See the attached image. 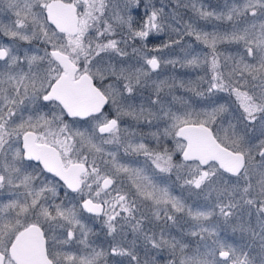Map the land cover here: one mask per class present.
<instances>
[{
  "label": "snow or ice",
  "instance_id": "1",
  "mask_svg": "<svg viewBox=\"0 0 264 264\" xmlns=\"http://www.w3.org/2000/svg\"><path fill=\"white\" fill-rule=\"evenodd\" d=\"M0 264H264V0H0Z\"/></svg>",
  "mask_w": 264,
  "mask_h": 264
},
{
  "label": "rangeland",
  "instance_id": "2",
  "mask_svg": "<svg viewBox=\"0 0 264 264\" xmlns=\"http://www.w3.org/2000/svg\"><path fill=\"white\" fill-rule=\"evenodd\" d=\"M156 2L159 5V3L164 2V0H156ZM203 2L205 4H211V5L215 6L218 3H222V0H203ZM161 39H166V37H161ZM168 71H172V70L168 69ZM175 71L177 73H183V72L188 71V70L180 69L179 66H177Z\"/></svg>",
  "mask_w": 264,
  "mask_h": 264
}]
</instances>
